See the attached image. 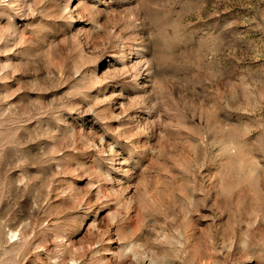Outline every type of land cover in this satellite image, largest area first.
<instances>
[{"label":"rangeland","instance_id":"obj_1","mask_svg":"<svg viewBox=\"0 0 264 264\" xmlns=\"http://www.w3.org/2000/svg\"><path fill=\"white\" fill-rule=\"evenodd\" d=\"M0 264H264V0H0Z\"/></svg>","mask_w":264,"mask_h":264}]
</instances>
